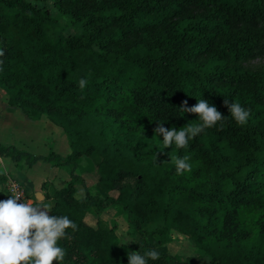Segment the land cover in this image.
Returning <instances> with one entry per match:
<instances>
[{"label":"trees","instance_id":"trees-1","mask_svg":"<svg viewBox=\"0 0 264 264\" xmlns=\"http://www.w3.org/2000/svg\"><path fill=\"white\" fill-rule=\"evenodd\" d=\"M54 7L71 19L72 33L30 0H0V88L29 118L62 128L72 151L36 157L0 145V158L71 168L50 209L78 226L59 241L66 256L58 264H128L130 251L165 249L173 232L202 254H159L148 264H264V67L243 66L264 57V0H54ZM200 99L225 119L185 148H166L157 124L198 123L180 108ZM224 99L250 110L245 124ZM185 156L191 171L178 175L175 160ZM84 160L100 193L78 197L75 172ZM7 181L0 169V186ZM109 206L127 217L134 245L121 247L102 223Z\"/></svg>","mask_w":264,"mask_h":264},{"label":"clouds","instance_id":"clouds-1","mask_svg":"<svg viewBox=\"0 0 264 264\" xmlns=\"http://www.w3.org/2000/svg\"><path fill=\"white\" fill-rule=\"evenodd\" d=\"M3 55V51H0V56ZM87 83L85 78L78 81L80 89H84ZM223 105L237 124L247 122L250 110L228 99H224ZM180 109L198 116V123H189L179 130L175 127L169 129L158 123L154 132L163 137L162 142L166 148L173 143L178 148H185L190 140L205 129L214 127L225 119L215 106L204 99L197 100L191 107H187V101H184ZM188 160L187 156L175 160L178 175L191 171ZM50 213L49 205L35 204L31 200L21 202L19 195H9L8 199L0 200V264H58L64 260L66 250L59 245V241L70 239L67 230L76 232L78 226L66 215ZM128 242L122 241L120 246L125 247ZM159 258V253L154 249L143 254L139 251L127 254L128 264H148L149 259L155 261Z\"/></svg>","mask_w":264,"mask_h":264},{"label":"crops","instance_id":"crops-1","mask_svg":"<svg viewBox=\"0 0 264 264\" xmlns=\"http://www.w3.org/2000/svg\"><path fill=\"white\" fill-rule=\"evenodd\" d=\"M0 92L2 91L0 90ZM54 125L46 117L37 120L31 119L21 108L11 106L9 100H0L1 146L14 148L19 152L36 157H48L51 152H55L65 158L72 151L70 141L66 137L67 135L62 133L61 130L63 129ZM56 138L60 145L63 142L65 146H68L69 149L66 148L68 151L65 150V153H59L56 151L59 149L58 145L56 150L53 148L51 144H54ZM69 168L56 167L42 160L31 166L25 160L16 162L10 157L0 158L1 172L7 177L8 181L20 183L25 189L27 200H31L35 204H47L50 209L54 203L52 198L54 192L66 186L67 177L65 175L67 173L65 171L67 170L70 173L71 168ZM86 168L89 171V166ZM68 180L70 181L71 177ZM3 185L0 186V200H6L11 195L3 188Z\"/></svg>","mask_w":264,"mask_h":264},{"label":"rangeland","instance_id":"rangeland-1","mask_svg":"<svg viewBox=\"0 0 264 264\" xmlns=\"http://www.w3.org/2000/svg\"><path fill=\"white\" fill-rule=\"evenodd\" d=\"M30 1L35 3L40 8L50 10L53 17L56 18L60 22L61 26L66 30V32H68L67 34L73 32V28L71 27V23H72L71 19L69 17H64L58 13V11L54 7V0H30ZM243 66L252 71H260L264 67V57L244 63ZM0 90L2 91L0 92V100H5V99L8 100L9 97L7 93L1 88ZM57 129L61 130L58 127ZM61 131L62 133L65 134L63 130ZM54 140H55L54 144L53 143L51 144L53 148L56 150V146L58 145L59 149L56 151H58L59 153H65V150L66 148H68V146H65L63 142L60 145L58 143L57 138ZM87 166H89L87 160H84L82 165L75 172L77 173L79 179H81L78 183V188H77L78 197H82L86 195V191L88 189L94 194L100 193L99 187L97 186V180L96 178L92 177L89 174L90 169L88 171V169L86 168ZM65 172L67 173V175H65L67 177L65 184H67L69 182L68 178L71 177V169H70V173L67 170ZM24 200H27L25 196L21 198V202H23ZM100 219L105 226L109 228H113L116 231V234L120 238L121 242L129 241L127 245L130 246L135 244V239L129 235V226H128L127 217L123 213H121L116 207L109 206L103 213L100 214ZM86 222L93 227H97L96 224L97 217L88 215L86 218ZM154 250H156L159 254H168L180 260L185 258L196 259L199 257L200 254H202V252L195 247L194 242L188 236L182 235L177 232L172 233V241L167 245L165 249L156 248ZM195 263L200 264L201 262L199 260H196Z\"/></svg>","mask_w":264,"mask_h":264},{"label":"built area","instance_id":"built-area-1","mask_svg":"<svg viewBox=\"0 0 264 264\" xmlns=\"http://www.w3.org/2000/svg\"><path fill=\"white\" fill-rule=\"evenodd\" d=\"M3 188L11 193V195H19L21 198L25 196V189L20 183L15 181H8L4 183Z\"/></svg>","mask_w":264,"mask_h":264}]
</instances>
